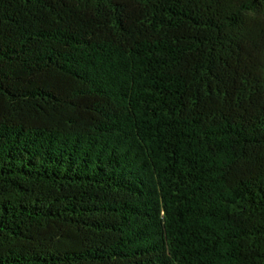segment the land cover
<instances>
[{
  "label": "trees",
  "instance_id": "obj_1",
  "mask_svg": "<svg viewBox=\"0 0 264 264\" xmlns=\"http://www.w3.org/2000/svg\"><path fill=\"white\" fill-rule=\"evenodd\" d=\"M0 264H264V0H0Z\"/></svg>",
  "mask_w": 264,
  "mask_h": 264
}]
</instances>
